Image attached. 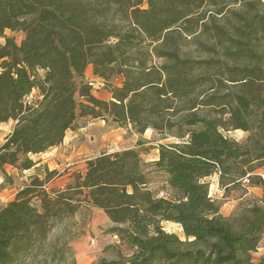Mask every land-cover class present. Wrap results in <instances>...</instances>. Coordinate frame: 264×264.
Here are the masks:
<instances>
[{"label": "trees", "instance_id": "obj_1", "mask_svg": "<svg viewBox=\"0 0 264 264\" xmlns=\"http://www.w3.org/2000/svg\"><path fill=\"white\" fill-rule=\"evenodd\" d=\"M0 36V122L15 121L0 144L4 179L5 165L33 168L29 155L61 144L79 116L173 139L152 161L169 197L148 188L135 148L87 159L64 189L47 186L56 170H38L0 208V264L30 257L83 202L103 210L120 242L117 257L95 264H264L255 257L264 201L224 216L206 180L217 174L224 196L263 183L253 172L264 165V0H0ZM88 65L110 99L77 85ZM232 129L248 135L239 142L225 134ZM53 250L44 264L63 263Z\"/></svg>", "mask_w": 264, "mask_h": 264}, {"label": "rangeland", "instance_id": "obj_2", "mask_svg": "<svg viewBox=\"0 0 264 264\" xmlns=\"http://www.w3.org/2000/svg\"><path fill=\"white\" fill-rule=\"evenodd\" d=\"M144 1L142 7H146ZM5 35L13 36L19 43L23 38V32L20 30H5ZM4 42V37L0 36V44ZM122 78L120 76L112 77L109 81L112 84L120 85ZM83 81L90 85L91 93L97 98L108 100L110 92L107 83L92 73V66L88 65L84 71L83 77H77L76 83ZM37 91H32V96H36ZM29 99L31 96L28 97ZM77 100L82 101L78 95ZM11 122V123H10ZM77 126L74 129H68L61 144L47 149L45 152L30 154V158L36 162L30 169L19 170L10 165H5L6 172L10 175L4 179L0 174V208L7 202L14 199L16 192L29 181V178L38 174V170L47 166L49 170H56L55 174L47 183L48 188L64 189L68 184L74 182L76 174H83L85 171L86 160L95 157L103 152H114L125 148H135L139 151L142 161L145 163V170L148 178V188L156 193L158 197H169L171 188L168 183V175L164 171L158 170L152 164L157 158L156 145L173 141L171 137L161 139L160 134L148 128L143 134L135 133L130 125H119L110 120L93 118L90 116H79L76 119ZM15 121L0 122V144L10 133ZM231 138L242 142L248 135L247 132L240 129H232L225 132ZM139 139L142 144H137ZM43 160V161H42ZM39 171V172H40ZM43 176V172H40ZM215 186V185H214ZM210 186V194L221 204L226 201L224 191L219 193L218 188ZM244 187H237L227 192L225 196L229 200L241 197L233 207L234 213L240 203L254 201L252 194L242 197L245 192ZM220 194V195H219ZM264 201V196L261 198ZM112 222L100 208L80 204L79 210L72 216L66 217L61 222L56 223L49 232L47 239L43 242L40 249L32 252L30 257L22 258L16 264H44L47 251L54 247L56 254L55 261L60 264H95L101 258H115L118 255L120 242L118 238L112 235L108 230ZM162 227L167 232L176 233L181 239H184L182 229L179 224L171 221L161 222ZM123 251H125L123 249ZM259 258V255H255ZM47 263H49L47 261Z\"/></svg>", "mask_w": 264, "mask_h": 264}, {"label": "crops", "instance_id": "obj_3", "mask_svg": "<svg viewBox=\"0 0 264 264\" xmlns=\"http://www.w3.org/2000/svg\"><path fill=\"white\" fill-rule=\"evenodd\" d=\"M253 174L260 176L263 180V183L262 184H255L254 183V184L249 185L247 181H244L243 187L245 188L246 191L244 192L242 197L247 195V194H252L254 197L253 199L260 200L264 196V165L256 168L255 171L253 172ZM206 180H208L210 182V186L215 185L214 187H217L219 193L222 194L221 191H223V189L219 187L217 174L210 176V177H207ZM224 198L226 199V201H224L220 205V213L224 216H228L233 211V207L235 206V203L237 202V200H240L242 198L238 197L236 199H231V200H229L227 196H224ZM255 255H259L260 257L264 256V233L261 237V240H260L259 245L257 247V251L255 252Z\"/></svg>", "mask_w": 264, "mask_h": 264}, {"label": "built area", "instance_id": "obj_4", "mask_svg": "<svg viewBox=\"0 0 264 264\" xmlns=\"http://www.w3.org/2000/svg\"><path fill=\"white\" fill-rule=\"evenodd\" d=\"M211 195V194H210Z\"/></svg>", "mask_w": 264, "mask_h": 264}]
</instances>
